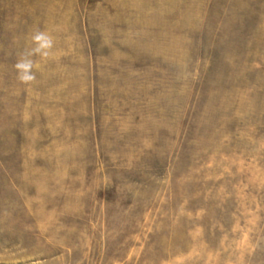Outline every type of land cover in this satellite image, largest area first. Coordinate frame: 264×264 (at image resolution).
I'll return each mask as SVG.
<instances>
[{
    "label": "rangeland",
    "instance_id": "rangeland-1",
    "mask_svg": "<svg viewBox=\"0 0 264 264\" xmlns=\"http://www.w3.org/2000/svg\"><path fill=\"white\" fill-rule=\"evenodd\" d=\"M0 264H264V0H0Z\"/></svg>",
    "mask_w": 264,
    "mask_h": 264
},
{
    "label": "clouds",
    "instance_id": "clouds-1",
    "mask_svg": "<svg viewBox=\"0 0 264 264\" xmlns=\"http://www.w3.org/2000/svg\"><path fill=\"white\" fill-rule=\"evenodd\" d=\"M33 39L38 42L37 48L34 50L36 52H40L43 49L50 48L52 45V40L50 37L46 36L43 33H37ZM32 67L31 61H24L18 63L17 68L21 70V74L19 75V79L27 83L34 79V75L30 73V69Z\"/></svg>",
    "mask_w": 264,
    "mask_h": 264
}]
</instances>
